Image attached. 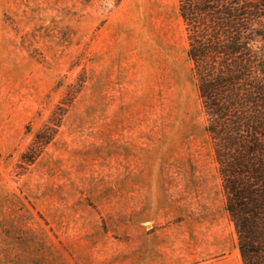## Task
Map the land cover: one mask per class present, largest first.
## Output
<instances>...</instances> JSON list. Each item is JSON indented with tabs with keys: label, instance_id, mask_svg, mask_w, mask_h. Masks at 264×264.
I'll return each instance as SVG.
<instances>
[{
	"label": "rangeland",
	"instance_id": "rangeland-1",
	"mask_svg": "<svg viewBox=\"0 0 264 264\" xmlns=\"http://www.w3.org/2000/svg\"><path fill=\"white\" fill-rule=\"evenodd\" d=\"M179 0H0V264H243Z\"/></svg>",
	"mask_w": 264,
	"mask_h": 264
},
{
	"label": "trees",
	"instance_id": "trees-1",
	"mask_svg": "<svg viewBox=\"0 0 264 264\" xmlns=\"http://www.w3.org/2000/svg\"><path fill=\"white\" fill-rule=\"evenodd\" d=\"M243 264H264V0H179Z\"/></svg>",
	"mask_w": 264,
	"mask_h": 264
}]
</instances>
